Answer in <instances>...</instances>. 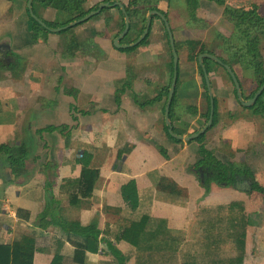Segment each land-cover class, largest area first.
I'll use <instances>...</instances> for the list:
<instances>
[{
    "label": "crops",
    "instance_id": "0c3cea01",
    "mask_svg": "<svg viewBox=\"0 0 264 264\" xmlns=\"http://www.w3.org/2000/svg\"><path fill=\"white\" fill-rule=\"evenodd\" d=\"M250 1L197 0L190 18L172 20L179 12L173 14L169 1L160 0L159 10L168 12L179 55L171 120L180 135L195 134L209 123L211 101L201 56L212 54L229 64L245 100L264 85L258 87L261 75L246 49L262 26ZM28 4L0 0V193L9 201L7 208H0V245L35 237L36 264H52L56 251L70 259L80 252L73 264H119L117 252L129 264H140L135 248L122 239L130 234L127 223L150 218L149 230L156 231V220H161L164 230L186 245L199 238L201 206L243 200L248 213L243 264H264V118L242 104L226 68L211 57L203 59L217 120L199 139L178 143L165 128L175 64L161 18H153L149 42L132 52L114 47L124 26L118 24V15L115 27L105 19L117 10L102 12L75 30L84 41L83 59L68 51V30L49 32L36 42ZM181 4L185 10L189 7L187 0ZM61 19L52 18L56 23ZM262 47L264 62V41ZM92 51L99 54L94 57ZM143 76L146 88L135 85ZM63 125L70 130L50 128ZM5 147L26 148L39 161L17 168L9 159L16 155ZM203 147L240 159L235 165L241 166L234 170L238 178L253 180L249 188L241 184L206 192L200 177L211 172L198 161L200 156L209 159ZM163 150L169 158L163 157ZM85 153L99 178L90 198H81L77 206L71 202L77 187L64 186L63 180L80 178ZM257 181L260 191L253 190ZM170 182H177L183 193L168 191L175 188ZM216 190L221 194L215 196ZM66 220L84 228L97 225L83 233L88 241L91 238L89 247L78 230L68 234L63 229Z\"/></svg>",
    "mask_w": 264,
    "mask_h": 264
},
{
    "label": "trees",
    "instance_id": "16d2710c",
    "mask_svg": "<svg viewBox=\"0 0 264 264\" xmlns=\"http://www.w3.org/2000/svg\"><path fill=\"white\" fill-rule=\"evenodd\" d=\"M114 1L117 0H99V4L102 2ZM170 1L172 0H169V2ZM196 1L197 0H187L188 6L193 9ZM213 1L223 4L227 0ZM87 2L88 0H34L33 6L37 16H39L49 27L58 28V26H66L85 17L90 12L85 8ZM159 2L160 0H127L124 2L131 17V29L128 35L125 37L124 42H122L123 44L134 43L143 35L147 23V16L143 14L144 10L142 9L144 5V9L148 14V12L152 10H159ZM250 5V8L255 10L262 19L261 29L251 41L249 40L246 47V49L253 54L252 62L255 67V71L261 75V80L258 85L259 87L260 85L264 84V62L262 50V44L264 41V0H251ZM44 10L45 14H41ZM118 10L123 16L120 8ZM56 14L62 15V17L65 18H62L59 23H56V21L52 20L53 15ZM164 14L169 17L168 12H165ZM154 18L159 19L157 16ZM31 20L33 23L34 39L36 42L50 34V31L44 29L33 18H31ZM79 26L66 32L68 33L72 30L75 31ZM123 26L125 28V19H123ZM149 37L150 35L142 42V44L148 43ZM82 42L84 44L82 38L78 36V38L75 39L74 45H71L70 47L72 49L68 51L76 53L78 51L81 52L83 50ZM137 47H135V49ZM128 50H134V48ZM249 109L257 110L258 113L264 118V94L258 99L256 104L252 107H249ZM216 118L217 112L215 110L214 121L217 120ZM50 128L59 132L70 130V126L68 125ZM165 128L168 135L173 138L169 134L167 126ZM174 132L179 134L175 130ZM176 141L181 143L180 140ZM203 150L208 152L206 154H208L207 157H209V159L206 160L204 156H200L198 161L203 163L204 167L208 168L211 172V174L208 176H204V187L206 192H210L212 189H214V187H236V175H239L240 173L234 170L233 172L230 171V176H227V174L223 172L221 164L222 161H228L233 156V153L221 154L220 151V153L218 152L217 154L214 152V149H205L204 147ZM5 151L14 153L16 155L14 157H10L9 159L10 162L15 164L17 168L23 166L26 161H39V157L35 158L30 156V150H26V148L23 147L14 149L5 147ZM161 154L164 158H169L164 150L161 151ZM90 159V155L87 153H85L84 157L80 159V163L82 164V174L80 178L63 180L64 186L70 185L77 187L75 194L72 193L71 196V202L73 205L77 204L78 206L83 197L90 198L94 186L99 178L98 171L90 168ZM25 166H27V164ZM244 174L246 175L247 172H244ZM247 177L249 178L251 175ZM254 184L253 190L260 191L258 181ZM170 185L174 186L175 188L172 189L167 187L168 191L176 192L177 194L183 193V191L179 189L177 182H170ZM256 193V197H261L259 192ZM78 198L80 201H78ZM137 203L138 202H136V206H133V208L138 206ZM198 215L200 219L199 238L197 239L196 243H186L187 246L185 245L183 238L174 236L165 231L163 221L161 220H156V223L158 222L157 225L159 227H157L156 231L149 230V225L151 223L150 218H144L139 223H127L126 230L130 234H128L127 238L122 239H127L128 242L131 243L135 248V259H137L140 264H188V261L193 264H243L246 254V238L248 232V213L245 201H210L201 206ZM96 226L97 225L95 224L89 226L88 228H84L79 222H70L67 220L62 222V227L68 234H71L76 230L83 234L85 231L89 230V228L93 229ZM142 230H144V232ZM84 236L87 239V236ZM86 242L87 247H89L88 245L91 243V238L89 241L87 239ZM37 250V239L35 237L26 235L24 238L22 237L20 240L15 241L12 245H0V264H36L34 259ZM80 254L81 253L78 252L76 258L70 259L63 256L59 251H56L52 264H73L78 259ZM115 256L119 264H129L127 257L123 253L117 252L115 253Z\"/></svg>",
    "mask_w": 264,
    "mask_h": 264
},
{
    "label": "water",
    "instance_id": "95a60500",
    "mask_svg": "<svg viewBox=\"0 0 264 264\" xmlns=\"http://www.w3.org/2000/svg\"><path fill=\"white\" fill-rule=\"evenodd\" d=\"M33 4H34V0H29L28 9H29L31 17L36 22H38L44 29H46V30H48L50 32H55V33L63 32V31L69 30L71 28H74L76 26H79V25H82L84 23H87L92 18H94V17L98 16L99 14H101L105 9H111V8H115V7L120 8V10L123 13L124 19H125V28L120 33L118 38L115 40V46L118 49L134 48V47H137L140 44H142V42L150 34L154 16H159L162 19V21L164 22L165 28H166L167 33L169 35V40H170V44H171V47H172V51H173V55H174V64H175L174 77H173L172 85L170 87L168 103H167V107H166V111H165L166 126L168 128L169 134L173 138H175L177 140H180L182 142L188 143V142H191L193 140L199 139L214 124L216 103H215L213 88L211 87V81L209 79V73H208L207 67L205 66V64L203 62V59L205 57H211L217 63H219L220 65H222L223 67L226 68V70L230 73V75L232 76V78H233V80L235 82V85H236L237 90H238L237 93H238L239 100L242 102V104L245 107H251V106L255 105L256 102L258 101L259 97L264 92V85H263L259 89V91L254 95V97L252 99L245 100L240 80L237 77L236 73L231 68V66L229 64L225 63L222 59H220L219 57H217L215 55L205 54V55L200 57V63H201L202 70H203L205 78H206V82H207V86H208L209 94H210L211 114H210L209 123L201 131H199V132H197L195 134H192V135H189V136H183V135L176 134L174 132V126H173V122L171 120V107H172V102H173V99H174V96H175L176 86H177V81H178V75H179V72H178V70H179V55H178V52H177L174 31L172 29V26H171V23H170L168 17L163 12H161V11H159L157 9L150 11L148 13V16H147L146 28H145V31H144L143 35L134 43L123 44L122 43L123 39H125V37L128 35V33L130 32V29H131V17L129 15L128 11H127V8H126L125 4L123 2H121V1L102 2L93 11L89 12L85 17H83V18H81L79 20H76V21H74V22H72V23H70V24H68L66 26L58 27V28H55V29L49 27L39 16H37V14L34 11ZM238 179L239 178L236 177L237 182H238ZM203 182H204V175H203ZM236 187H239V185H237Z\"/></svg>",
    "mask_w": 264,
    "mask_h": 264
},
{
    "label": "rangeland",
    "instance_id": "374dc122",
    "mask_svg": "<svg viewBox=\"0 0 264 264\" xmlns=\"http://www.w3.org/2000/svg\"><path fill=\"white\" fill-rule=\"evenodd\" d=\"M89 1V0H88ZM117 1H120V0H117ZM165 1H169V0H165ZM181 2H186V0H172L171 2H169V10L171 11L172 10V13L174 14L175 13V10H177V12H179V13H176V17L177 18H174V17H172L171 19L172 20H182L184 17H187V18H190V16H192V11H191V8L190 7H188L186 10L184 9V8H182V4H181ZM99 5V0H90L89 1V3H88V5H87V7H88V11H93L97 6ZM159 6V5H158ZM164 7V6H163ZM145 8V5H144V7L142 8L143 10H144V12H143V14L144 15H146V16H148V14H147V11L144 9ZM114 10H117V11H119L118 9H117V7L116 8H113ZM109 10H111V9H105L104 11H103V13H106V12H109ZM112 12V13H110L108 16H107V18L105 19V21L106 22H108L109 23V25H112V26H114L115 27V20H116V18H117V15L118 16H120V20H119V22H118V24H123V19H124V16H122V14L120 13V12ZM160 11V10H159ZM149 13V12H148ZM57 16H60V18H65V17H62V15H58V14H56ZM157 17H159V16H157ZM103 18H105V16H103ZM103 18H102V20H103ZM160 18V17H159ZM95 20V17L94 18H92L91 20H90V22H92V21H94ZM81 26V25H80ZM66 35H67V37H68V46L67 47H71V45L73 46L74 45V43H75V39L76 38H78V36H76V34H75V31H70V32H68V33H66ZM115 43V42H114ZM114 47H116L115 46V44H114ZM68 48V50H71L72 48H70L69 49ZM117 48V47H116ZM85 51V50H84ZM72 52V51H71ZM115 53H118V52H116V51H114ZM132 52H133V50H132ZM77 53H79V56L81 57V58H83L84 59V57H86V55H85V53H83V52H80V51H78ZM92 53V56H94V55H98L99 53L98 52H91ZM76 54V53H75ZM76 56H77V54H76ZM95 57V56H94ZM246 59L248 58V55H247V53H246V57H245ZM129 60L131 61V59L129 58ZM243 63H244V61H243ZM126 65V64H125ZM146 77L145 76H143V78H139L138 79V81L136 82V86L137 85H139V84H144V88H146ZM134 82H132L131 84H133ZM134 85V86H135ZM220 114V112L218 111V115ZM220 161H222V160H220ZM238 161H240V159H235V158H233V157H231L228 161H222L221 162V164H222V168H223V172L225 173V174H227V176H230L229 175V173H230V171H234V169H235V167H240L241 165L240 164H237V165H235V163L236 162H238ZM236 176H238V175H236ZM260 179V178H259ZM213 190V189H212ZM213 192V194L215 195V196H217V195H220L221 194V190H216V191H212ZM259 194H260V192H259Z\"/></svg>",
    "mask_w": 264,
    "mask_h": 264
},
{
    "label": "flooded vegetation",
    "instance_id": "af4514ba",
    "mask_svg": "<svg viewBox=\"0 0 264 264\" xmlns=\"http://www.w3.org/2000/svg\"><path fill=\"white\" fill-rule=\"evenodd\" d=\"M203 175L204 174H201V177L203 178ZM250 181H253V180H250ZM248 179H241V178H239L238 179V182H237V180L235 179V185L237 186V185H243V186H245L244 188H249V184L251 183Z\"/></svg>",
    "mask_w": 264,
    "mask_h": 264
},
{
    "label": "built area",
    "instance_id": "2783aa9c",
    "mask_svg": "<svg viewBox=\"0 0 264 264\" xmlns=\"http://www.w3.org/2000/svg\"><path fill=\"white\" fill-rule=\"evenodd\" d=\"M9 206V201L3 197L0 193V208L4 207L7 208Z\"/></svg>",
    "mask_w": 264,
    "mask_h": 264
}]
</instances>
